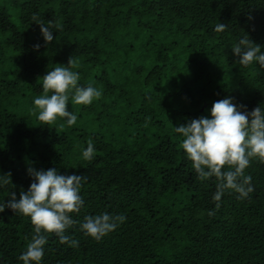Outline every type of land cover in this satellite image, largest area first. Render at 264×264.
<instances>
[{
    "label": "trees",
    "instance_id": "16d2710c",
    "mask_svg": "<svg viewBox=\"0 0 264 264\" xmlns=\"http://www.w3.org/2000/svg\"><path fill=\"white\" fill-rule=\"evenodd\" d=\"M33 16L51 24L50 44ZM246 35L264 50V0H0V173L12 183L0 202L27 191L29 168L87 177L66 232L79 246L50 235L42 264H264V162L246 169L247 199L228 192L209 216L215 178H197L174 132L226 97L264 108V68L231 50ZM70 59L79 84L102 96L69 103L76 125L42 126L33 112L42 77ZM89 141L92 162L81 159ZM105 211L126 222L100 241L86 236L80 223ZM33 228L0 213V264H22Z\"/></svg>",
    "mask_w": 264,
    "mask_h": 264
},
{
    "label": "clouds",
    "instance_id": "9594fccd",
    "mask_svg": "<svg viewBox=\"0 0 264 264\" xmlns=\"http://www.w3.org/2000/svg\"><path fill=\"white\" fill-rule=\"evenodd\" d=\"M33 21L39 25L45 43L50 44L55 39L51 24H45L36 16ZM226 27L218 23L214 30L219 33ZM34 47L38 50L40 45ZM231 50L238 64L264 68V50L248 35L235 42ZM71 64L70 59L66 66H57L42 77L43 94L33 100V112L42 126L55 125L60 120L69 127L74 126L78 116L68 110L69 103L89 106L102 96L97 87L79 84L80 74L72 70ZM174 132L181 138L180 146L197 178L200 181L215 178L216 191L212 196L215 208L208 212L209 216L220 209L222 197L228 192L236 193L240 200L249 197L253 187L251 176L245 174L246 169L253 159L264 162V108L257 106L249 111L246 105H237L232 97H226L213 103L208 116L176 126ZM95 158V145L89 141L81 150V159L92 162ZM28 174L32 183L27 191L22 190L19 199L12 191L6 203L0 202V213L8 208L15 215L30 219L34 234L18 260L22 264H42L50 235L57 236L62 244L79 246V241L70 239L66 232L77 223L73 216L84 207L81 190L87 177L76 173L61 174L57 168H29ZM10 183V174L0 173V189ZM126 219L123 214L105 211L86 216L80 229L86 236L100 241Z\"/></svg>",
    "mask_w": 264,
    "mask_h": 264
}]
</instances>
